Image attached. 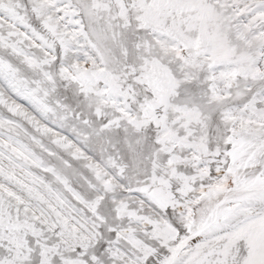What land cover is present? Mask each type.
I'll return each instance as SVG.
<instances>
[{
    "label": "rangeland",
    "instance_id": "1",
    "mask_svg": "<svg viewBox=\"0 0 264 264\" xmlns=\"http://www.w3.org/2000/svg\"><path fill=\"white\" fill-rule=\"evenodd\" d=\"M0 264H264V0H0Z\"/></svg>",
    "mask_w": 264,
    "mask_h": 264
}]
</instances>
